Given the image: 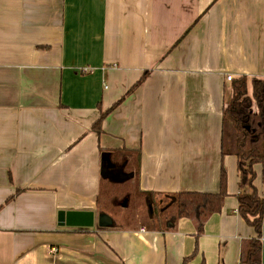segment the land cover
Returning a JSON list of instances; mask_svg holds the SVG:
<instances>
[{
  "label": "crops",
  "instance_id": "obj_1",
  "mask_svg": "<svg viewBox=\"0 0 264 264\" xmlns=\"http://www.w3.org/2000/svg\"><path fill=\"white\" fill-rule=\"evenodd\" d=\"M228 76L249 93L264 80V0H0V264H183L195 249L184 264H240L254 231L237 160L220 155ZM120 159L155 194L216 193L222 166L227 196L197 239L188 219L99 229L100 179L134 177L115 181ZM254 171L264 199V162ZM60 211L93 226L60 227Z\"/></svg>",
  "mask_w": 264,
  "mask_h": 264
},
{
  "label": "trees",
  "instance_id": "obj_2",
  "mask_svg": "<svg viewBox=\"0 0 264 264\" xmlns=\"http://www.w3.org/2000/svg\"><path fill=\"white\" fill-rule=\"evenodd\" d=\"M146 75L147 73H144L132 89L140 85ZM250 87L249 93L248 82L244 76L231 80L232 95L222 111L220 140L221 157L230 155L237 160L238 215L254 231V237L241 241L240 264H260L261 262V229L264 212V199L254 186V166L264 162V80L253 79L250 81ZM121 100L122 98L110 109L100 112L98 120L92 126L95 133H100L101 121ZM112 153L111 163H116L119 159L114 160L115 155L121 156V154ZM137 156L136 152V159ZM137 164L136 161V167L133 169L134 177L129 182L116 183L101 178L96 198L98 216L106 215V211L111 207L123 211L133 204L135 208L133 220L129 224L125 221L123 214H117L114 217L107 215L111 218L112 225L99 227L97 224L99 229L143 228L147 231H166L171 229L178 220L188 219L193 223L197 239L203 233L204 225L209 217L220 212L223 200L227 196V177L224 168L220 167L216 193L183 191L155 194L139 190ZM125 188L127 189L124 190ZM131 188H133L132 195L129 193ZM132 221L136 224L134 225ZM195 254L196 249L189 257L183 259V264Z\"/></svg>",
  "mask_w": 264,
  "mask_h": 264
},
{
  "label": "water",
  "instance_id": "obj_3",
  "mask_svg": "<svg viewBox=\"0 0 264 264\" xmlns=\"http://www.w3.org/2000/svg\"><path fill=\"white\" fill-rule=\"evenodd\" d=\"M98 226L107 227L112 225V220L107 215H101L98 217ZM94 223V217L92 212H64L60 211L57 214L58 226L67 227H92Z\"/></svg>",
  "mask_w": 264,
  "mask_h": 264
},
{
  "label": "rangeland",
  "instance_id": "obj_4",
  "mask_svg": "<svg viewBox=\"0 0 264 264\" xmlns=\"http://www.w3.org/2000/svg\"><path fill=\"white\" fill-rule=\"evenodd\" d=\"M130 157H131V159H132V164H134V155L131 154ZM121 163H122V161L118 162L119 171L116 172V174L119 173V177H115V181H117V180H121V178L126 177V176H124V172L126 173V172H129V170H133V169H134V167H128V169H126V170H122V169L120 168V164H121ZM106 179H107V178H106ZM129 180L131 181L132 178L129 179ZM129 180L122 181L121 183H126V182H128ZM126 187H127V186H126ZM126 189H127V188H125L124 190H126ZM129 193H130L131 195L133 194V188H131V189L129 190ZM134 213H135V208H134L133 204H130L126 209H123V211H122V210H117L115 207H111L110 210L106 211V215H109V216H112V217H114V216L117 215V214H123V215L125 216V221L129 222V224L131 223L130 221L133 220V215H134ZM132 222L134 223V221H132ZM135 222H137V221H135ZM135 224H136V223H134V225H135Z\"/></svg>",
  "mask_w": 264,
  "mask_h": 264
},
{
  "label": "built area",
  "instance_id": "obj_5",
  "mask_svg": "<svg viewBox=\"0 0 264 264\" xmlns=\"http://www.w3.org/2000/svg\"><path fill=\"white\" fill-rule=\"evenodd\" d=\"M226 79H227V81H231V77H229V76ZM54 252H55V249L51 248L48 253L51 254V253H54Z\"/></svg>",
  "mask_w": 264,
  "mask_h": 264
}]
</instances>
